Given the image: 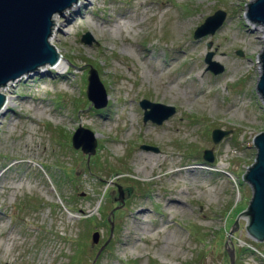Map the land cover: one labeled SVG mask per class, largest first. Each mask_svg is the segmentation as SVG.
<instances>
[{"label":"rangeland","instance_id":"374dc122","mask_svg":"<svg viewBox=\"0 0 264 264\" xmlns=\"http://www.w3.org/2000/svg\"><path fill=\"white\" fill-rule=\"evenodd\" d=\"M252 1L78 0L56 13L52 45L72 64L62 79L47 63L15 80V106L0 115V264H230L228 250L234 264H264L246 217L229 235L251 202L243 175L264 132V27L247 21ZM220 9L217 31L194 38ZM209 52L222 73L207 70ZM90 66L108 95L101 109L86 97ZM143 98L176 112L144 122ZM80 125L97 141L90 157L72 146ZM215 128L230 132L214 143Z\"/></svg>","mask_w":264,"mask_h":264},{"label":"water","instance_id":"95a60500","mask_svg":"<svg viewBox=\"0 0 264 264\" xmlns=\"http://www.w3.org/2000/svg\"><path fill=\"white\" fill-rule=\"evenodd\" d=\"M75 3H78V0H0V87L21 78L43 64L52 65L59 60L60 54L55 50L54 45L49 43L48 39L58 22L56 13L61 15ZM246 5H248V10L245 12L246 18L250 22L258 23L264 27V0H254L246 3ZM225 17L226 12L223 10H216L212 15L207 16L204 22L195 29L194 38L213 35L223 24ZM92 40L93 37L90 32H85L81 37V41L88 45L91 44ZM208 46L210 47L211 43ZM237 54L243 55V52L239 50ZM212 57L213 52H209L205 56L204 61L207 64V70L215 75L222 73L224 66L213 60ZM260 58V74L256 91L264 102V47ZM86 97L96 109H101L108 103L104 84L94 67H90L88 70ZM5 99L6 95L0 92V110ZM139 104L144 110V122L149 120L160 125L176 112V108L172 105L153 102L148 99L140 100ZM229 132L221 128L213 129L211 133L213 142L219 143ZM71 140L75 149L81 148L88 156L95 154L97 141L90 129L81 125L78 126ZM253 144L256 148L255 161L245 175L246 181L253 188L252 199L248 208L237 215L229 234H233L239 228V219L244 216L247 218L246 230L248 235L256 241L264 242L263 131L254 136ZM141 148L157 151L155 147L148 145H142ZM203 159L210 163L214 161L212 149H204ZM118 189L120 192L119 199L123 202V195L119 186ZM99 237V232L95 231L92 234V241L97 243ZM228 253L230 263L234 264L233 250H228Z\"/></svg>","mask_w":264,"mask_h":264},{"label":"bare ground","instance_id":"6f19581e","mask_svg":"<svg viewBox=\"0 0 264 264\" xmlns=\"http://www.w3.org/2000/svg\"><path fill=\"white\" fill-rule=\"evenodd\" d=\"M72 7H74V4H73ZM48 40H49L50 44H54V42L56 40V34L53 32V30H52V35L49 36ZM58 53L60 54V51H58ZM64 60H65L64 56L60 54V59L56 63H54L52 65H50V64L46 65L47 66L46 68L49 70V72L57 71V72H55V74H58L59 75V79H62V76H65L64 74H65V71H67V67H68L67 65H64V63H63ZM6 84L7 85H3V86L0 87V92L3 93L4 95H6V92H8V91L10 92L8 86H13L14 81L13 82L10 81V82H8ZM12 99H13V96H10V95L7 96L6 95V99H5L4 103H3V107L0 110V115L4 114L8 108L11 109L13 106H15V104H14Z\"/></svg>","mask_w":264,"mask_h":264},{"label":"trees","instance_id":"16d2710c","mask_svg":"<svg viewBox=\"0 0 264 264\" xmlns=\"http://www.w3.org/2000/svg\"><path fill=\"white\" fill-rule=\"evenodd\" d=\"M70 62H71V61H70ZM70 210L74 211V209H70Z\"/></svg>","mask_w":264,"mask_h":264}]
</instances>
